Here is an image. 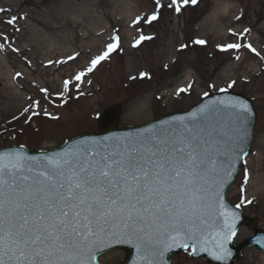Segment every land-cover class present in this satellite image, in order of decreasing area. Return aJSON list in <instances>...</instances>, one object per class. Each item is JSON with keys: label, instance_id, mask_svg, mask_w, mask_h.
Instances as JSON below:
<instances>
[{"label": "rangeland", "instance_id": "374dc122", "mask_svg": "<svg viewBox=\"0 0 264 264\" xmlns=\"http://www.w3.org/2000/svg\"><path fill=\"white\" fill-rule=\"evenodd\" d=\"M160 3L165 7L159 19L149 24L143 18L156 11L155 0H0L5 10L0 12V149L58 148L73 137L99 132L100 116L113 106L121 107L118 127L125 128L186 111L221 89L243 94L258 117L253 144L228 199L264 230V168L263 173L258 170L264 163V59L246 47L221 51L231 43L251 44L264 56V0H198L196 5H182L179 13L175 5L167 7L171 0ZM225 6L228 12L222 15L236 20L234 25L228 24L217 43L196 44L199 23ZM12 16L18 18L15 25L6 22ZM138 17L141 22L136 24ZM117 35L116 51L76 81ZM141 35L151 39L137 44ZM169 39L173 44L167 48ZM232 81L236 83L229 88ZM181 88L186 91L180 93ZM253 234L243 227L235 243ZM126 257L125 251L116 250L99 262L120 264ZM263 257L258 249L247 248L234 264H260ZM171 264L208 262L190 259L184 251L173 255Z\"/></svg>", "mask_w": 264, "mask_h": 264}, {"label": "snow or ice", "instance_id": "6c2138e0", "mask_svg": "<svg viewBox=\"0 0 264 264\" xmlns=\"http://www.w3.org/2000/svg\"><path fill=\"white\" fill-rule=\"evenodd\" d=\"M189 3L196 5L198 0H171L167 7L175 5L179 13ZM155 6L156 11L143 18L149 24L159 19L165 7L160 0H155ZM17 19L12 16L6 22L15 25ZM140 22L138 17L135 23ZM148 39L141 35L136 43ZM112 41L75 76L76 81L116 51L120 37L113 36ZM242 47L264 59L251 44L231 43L221 46V51ZM69 84L64 81L65 89ZM227 107L240 110L234 132L243 142L248 136L244 114L250 110L243 102ZM210 147L202 129L181 119L177 125L125 138L122 143L85 144L41 157L36 164L31 162L35 158L19 152L0 154V264H91L93 246L102 237H119L132 244L140 264H166L165 253L174 246L191 248L189 255L203 251L224 260L230 255L225 243L236 235L235 225H229L227 214L221 213L228 231L221 228L215 235L208 231L219 200L210 186L216 183L218 168L225 163L233 166L247 153L242 146L228 144L230 159L218 162Z\"/></svg>", "mask_w": 264, "mask_h": 264}, {"label": "water", "instance_id": "95a60500", "mask_svg": "<svg viewBox=\"0 0 264 264\" xmlns=\"http://www.w3.org/2000/svg\"><path fill=\"white\" fill-rule=\"evenodd\" d=\"M239 102L246 104L250 110L249 113L244 114L248 117L246 124L248 136L243 142L236 138L234 132V129L239 123L236 114L240 110L227 107L229 103ZM120 111L121 109L119 106L108 108L104 111L99 120L100 133H89L75 137L66 141L58 149L44 152H32L25 146H13L0 149V154L19 152L26 157L35 158L31 162L36 164L37 160L44 156L52 157L56 153H63L66 150L71 151L85 144L89 146H98L101 143H111L113 141L122 143L125 138L141 137L154 129H167L170 126L177 125L182 119L183 122L190 127L203 130L205 138L211 141L209 151L213 153L218 162H223L230 159V154L227 149L228 144L236 145L237 148L242 146L248 155L254 140L257 120V112L253 103L244 95L228 91L206 95L198 104L187 111L171 113L136 127L118 128ZM229 136L232 137L231 140ZM216 147L220 148L219 152L215 151ZM247 155L241 154V159L237 160L233 166H229L225 163L223 168L217 169L215 174L216 183L210 187L213 192L219 193V200L215 204L214 214L209 219V224L212 226L208 227V231L212 235H215V232L220 231L221 228H225V215L221 214L225 213L227 214V223L229 225H235L236 235L239 229L245 225L255 230L254 237L245 240L239 245L233 244L236 235L228 239L225 243V248L230 255H227L222 261L216 260L209 252L203 251H198L194 256L190 255L192 259L207 258L209 264H233L235 259L240 258L244 248L256 247L264 252V231L256 229L258 224L257 220L245 216L241 208L232 205L227 199L228 191L239 174ZM213 198L215 199V197ZM225 231L227 232L228 229L225 228ZM113 250L127 251V258L122 264H140V256L136 248L127 241H121L119 237H102L98 239L93 246L91 264H100L98 262V257ZM182 251H184V249L178 246H174L167 251L164 256L166 264H171V256L173 254H179Z\"/></svg>", "mask_w": 264, "mask_h": 264}, {"label": "bare ground", "instance_id": "6f19581e", "mask_svg": "<svg viewBox=\"0 0 264 264\" xmlns=\"http://www.w3.org/2000/svg\"><path fill=\"white\" fill-rule=\"evenodd\" d=\"M228 6L222 7V8H218L216 10H214V12L209 15L206 19H204L203 21H201L198 25V31L201 32V37L199 38L200 40H204L206 41V43L208 45H212L214 43H217L219 40V34L220 33H226L227 32V26L228 24L234 25V23L236 22V20L234 21L233 19H230L228 16L222 15V13H226L228 12L227 10ZM217 27L220 28L219 32L217 31ZM234 33V31H232ZM231 31H228L229 34H232ZM252 42L254 43V39L252 38ZM173 44V40L169 39V42L167 43L166 47L170 48L171 45ZM257 51H261V50H257ZM171 52V51H170ZM170 52L168 54H170ZM31 59V57H30ZM36 60V64H38V57L36 56L35 58H33V60ZM228 75V74H227ZM226 76V74H225ZM9 91L14 92L12 94L13 97H15V99H19V95L15 92L14 88H12L11 86L8 87ZM264 164V163H263ZM263 164H259L258 165V170L259 172H262V169L264 168ZM260 264H264V257L263 259L259 260ZM250 264H256V261L251 260Z\"/></svg>", "mask_w": 264, "mask_h": 264}]
</instances>
